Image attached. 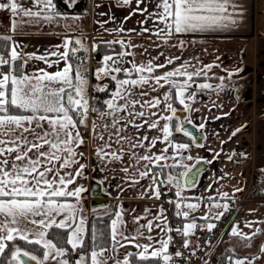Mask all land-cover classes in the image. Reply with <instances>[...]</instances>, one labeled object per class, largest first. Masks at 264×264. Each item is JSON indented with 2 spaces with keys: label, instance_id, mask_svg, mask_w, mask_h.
<instances>
[{
  "label": "crops",
  "instance_id": "0c3cea01",
  "mask_svg": "<svg viewBox=\"0 0 264 264\" xmlns=\"http://www.w3.org/2000/svg\"><path fill=\"white\" fill-rule=\"evenodd\" d=\"M90 1L92 6L88 12L59 11L55 8L59 15L56 16L54 22L48 23L41 20L38 24L18 23L16 29L8 35L12 36L19 45L17 51L27 58V54L33 53L37 56H48L53 51L62 53L64 51L62 45L66 36L75 40L80 39L79 36L84 37V34L88 36V31H93L94 35L91 36L96 41L113 40V44L116 41H123V47L121 44L116 43L119 46L118 52H131L134 54L123 56L118 67L131 68L132 64L130 62L137 65L146 64L149 59H152L154 63H164L169 57H179L178 60L174 59L171 65L157 69L154 75L172 70L185 64V62L189 65L187 69L189 72L193 69H203L204 74L193 77V80L190 81L191 87L187 89L185 94V103L188 108L181 105L174 96L168 101L164 100V93L169 91L168 85L163 88L157 87L155 91H152L154 81L143 87L131 88L129 86L131 92L124 93L125 100H139L142 104L144 101L156 97L160 99L161 104L156 108L144 107L143 109L138 104L135 108L129 107L126 111L115 113V118L119 119V123L116 125V128L120 129L119 135L130 137L131 139L128 142L121 140L119 144L116 143V128L112 127L114 116H101V113L109 111L106 104L95 111L88 107L84 123L79 124L84 143L79 146L77 151L83 153V155H78L76 157L78 163L67 171L71 172L73 169H78L79 164L85 165V168L82 175L76 176L74 183L68 185V188L71 190L82 186L85 189L89 186L90 180L96 178L101 182L107 200L98 203L95 207L86 206L83 201L84 196L81 193L76 212V223L78 224L81 218L85 220L83 237L85 238L87 234L90 216L102 214L109 210H113L109 219V232L111 220L115 218L114 213L116 211L122 213V231L125 235H136L138 226L146 225L148 220H154L155 217L160 216L161 209L164 210L163 218L166 219L169 227L170 206L173 207L174 212L177 211L175 204L170 203V201L175 202L178 197L176 196L175 184L167 183V175L172 174L179 177L182 165H190L197 160H203L204 165L197 173L194 182L183 188L182 196L184 197V205L198 203L200 206L194 210L185 207L184 210L189 211V217L184 219L182 223L195 221L197 225H207L212 222L217 212L223 211V208H210L211 204H229L232 199L239 195L240 191H236V189L242 190L247 186L253 170H264V120H261L264 118V95H262L264 94V74L261 79V74L255 72L256 88L254 89H258V91L254 98L252 97L253 85L245 84L244 78L246 76L234 77V74L229 76V73H234L244 64L254 65L258 61L264 64V59L261 61V56H258L260 60L256 59L255 51L256 48L264 47V0H234L238 7L234 12L232 8H229V11L233 12L234 15V24L212 31L174 34L167 38V43H164L161 37L154 35L156 30L164 28V25L155 21L154 18H147L149 13L160 11L156 7L159 0H143V3L139 6L136 0H131V3L127 5L123 4L121 0ZM18 2H21L24 7H31L29 0H18ZM53 4L55 5L54 0ZM99 4H102L105 8L107 5L110 7L108 14L101 13L106 22L103 25L95 21L94 11L100 12L104 8H100ZM137 7L140 9L146 8L147 11H134ZM3 13L4 15H2ZM4 16L9 18L12 26L11 13L0 11V18ZM16 19L20 20V17ZM23 19L27 20L28 18ZM143 28L150 31L142 32ZM180 40L184 41L183 48L178 46ZM129 45H135L136 47ZM262 52L259 51L258 54L261 55ZM157 57L159 59H156ZM48 58L50 61L58 59L54 56H48ZM28 64H32L29 70L26 69L28 73L37 69H45L52 73L65 66L62 61L58 65L48 67L43 61L36 59L29 60ZM206 65H213V67L209 69L205 67ZM115 75L117 80L128 78L123 72L120 74L115 73ZM220 77H223V80ZM131 78H137L136 74H133ZM177 79L183 81L186 77H178ZM203 83L211 84L212 87L199 88L198 85ZM59 86L58 84L55 85V87ZM116 89L117 83L114 80L106 101L112 99V93ZM141 92H147L148 95L141 96ZM189 94H192V98H187ZM125 100L118 99L117 104H123ZM258 102L261 106L258 105ZM167 103H172L176 111L179 109L185 111V120L194 122L197 127L202 125L203 127H198L202 130V137L200 142H194L190 135V138L176 136L175 132L177 131L175 128L178 127L179 123L177 112L172 121L168 122L172 129L171 144H189L190 147L187 150H182L180 156H176L179 166L175 168L165 167L162 170L163 174L158 177L160 181H163L159 184L161 195L157 199L149 190L151 180L149 178L140 179L136 176V168H139L140 171L144 170L143 162L137 165L135 158L130 154H125L120 160H114L110 155L108 157L98 156L96 149L103 148L105 152H119L121 148H124L126 153L134 151L137 154H160L165 147H169L167 153L169 158L161 163L173 164L175 161L172 157L175 154V149L170 147L168 142L163 141L162 131L148 128L147 125L140 128L135 127V125L143 124L145 119L151 123L161 116L171 115L166 107ZM141 110L145 112V117H131L133 122L127 123L130 119L129 113ZM253 110H259L260 113L255 118L257 119L260 115L261 120L256 136H254L249 125ZM152 112H155L156 116H151ZM121 117L123 119H120ZM76 119L79 120V117H76ZM166 122L160 120L159 127L162 128ZM93 123L96 125L95 130H93ZM237 129H240V131L237 132ZM234 132L236 134L233 136L232 133ZM100 136H103V140L100 139ZM144 136L148 137V140L144 141L145 148H130L131 143H135ZM153 137H160V139L154 147H151ZM106 144H111V148L105 147ZM189 156L192 159H187ZM124 168H128L129 171L124 172ZM153 171L159 173L161 170L154 167ZM61 174L63 175L64 172L62 171ZM134 176L139 181L138 183H132V177ZM184 182V177H180V183L183 185ZM171 187H173V192L168 193L167 191ZM223 192L229 193L227 199L220 196V193ZM209 197H212L213 200H209ZM68 200L76 203L73 198H68ZM238 204L239 206H237L229 221L224 244L225 252L228 251L227 254L232 253L230 256L233 259L247 258L251 260L252 264H261L264 260V253L260 251L261 245H264V196L254 194L252 198L240 201ZM206 215L208 219H202ZM60 218L57 217V220ZM137 219L139 224L136 222ZM249 222H251V227L247 226ZM154 223H161V221H154ZM233 226H237L241 232L252 237L249 247L243 246L248 243L247 241L241 240L238 236L230 235ZM255 229L261 231L252 236ZM141 231L145 233L144 237L139 238L137 241L141 244L153 243L155 247H159L158 241L167 239V236L159 227H154L150 233L146 228L141 229ZM148 235L154 238L152 242L147 240ZM47 238L56 242L50 234ZM120 243L123 247L117 246L115 252L112 250L111 241L100 246L107 249L105 258L111 257L107 260V264H115L117 259L122 260L127 253H138L141 250L136 248L134 243L123 240ZM17 246L42 257V253L37 254L19 244ZM58 246L60 245L58 244ZM68 246V252L64 258L68 259L70 264L78 259L81 253L86 254L92 249L90 247L73 251L71 246ZM149 251H151V248ZM72 253H75V255L72 256ZM32 263L34 261L30 260L26 264ZM46 264H56V262L49 261ZM88 264H90V260ZM229 264H231L230 261Z\"/></svg>",
  "mask_w": 264,
  "mask_h": 264
},
{
  "label": "snow or ice",
  "instance_id": "6c2138e0",
  "mask_svg": "<svg viewBox=\"0 0 264 264\" xmlns=\"http://www.w3.org/2000/svg\"><path fill=\"white\" fill-rule=\"evenodd\" d=\"M31 7H24L18 0H0V11H9L12 17V30L14 31L18 23H40L41 20L52 23L55 21L56 16L59 15L55 11L53 0H29ZM125 5L130 4L131 0H121ZM137 5L143 3V0H136ZM156 7L160 9L159 12L149 13L147 18H154L164 25V28H158L154 35L161 37L164 43H167V38L174 34H187L206 32L216 29L226 28L230 24L235 23L233 12L238 7L234 0H159ZM233 9V12L229 11ZM134 11L146 12L147 9H140L137 7ZM20 17V20L16 18ZM23 18H28L24 20ZM146 18V19H147ZM123 31V29H121ZM131 31V30H130ZM150 31L143 28L142 32ZM0 40L4 41L0 44V255L9 249V242L12 247L10 249L11 259L8 264H26L21 258L28 257L36 264H46L49 261H55L56 264H70L66 257L68 249L60 247L52 239H48L49 230L53 227L63 229L68 232L65 240L67 245L71 246L73 251L83 249L85 231V220L81 218L79 223H76V212L81 193L84 191L83 187H75L69 189L68 185L74 183L75 177L82 175L85 165L79 164L78 169H73L69 172L68 169L77 164L76 157L83 155L77 149L84 143L79 130V124H83L88 111V101L85 99V80L80 71L79 66L75 68L69 62L70 53L75 55L79 50L83 49V44L80 39L73 40L71 37H65L63 41L64 51H53L48 56L57 57L55 61H50L48 56L27 54V58L22 56L17 51L19 45L14 41L12 36H0ZM112 43V42H109ZM115 43L124 46L123 41H116ZM78 45L79 48L72 45ZM136 47L135 45H129ZM178 46L183 48L184 41H178ZM59 47V46H58ZM134 55L131 52H121L116 59L123 56ZM163 55V53H161ZM36 59L43 61L48 67L58 65L64 62V67L55 72H48L45 69H37L31 73L26 71V66L29 60ZM156 59H159L157 57ZM178 60L179 57H169L164 63H154L149 59L146 64L142 63L137 65L134 62L131 68L109 67L107 62L116 60L112 56H105L103 58L105 67L97 69V78L100 74L111 75L112 73L123 72L128 78L117 80L116 75H111V79L117 83V89L112 93V99L105 101L107 108L106 113H101V116H114L112 127L116 128L119 119L115 118V113L126 111L129 107L135 108L140 105V108H156L161 104L159 98L153 97L152 100H146L140 103L139 100H125L124 93L131 92V88L143 87L154 81L152 91L157 87L163 88L165 85L169 86V91L164 93V100L168 101L173 96L179 100L181 105L188 108L185 103L186 91L191 87L190 81L193 77L200 76L203 69L189 72L187 69L189 65L187 62L172 70L165 71L160 75H154L157 69L165 68L171 65L173 60ZM205 67L211 68L213 65H206ZM74 73V76H73ZM136 74L137 78H131ZM233 73H229V76ZM178 77H186L183 81L177 79ZM223 80V77H220ZM163 81V83H161ZM60 85L55 87V85ZM131 86V88L129 87ZM199 88H211V84L203 83L198 85ZM99 91H104L105 88H99ZM174 90V91H173ZM141 96L148 95L147 92H141ZM187 98H192L189 94ZM125 100L123 104H117V100ZM167 109L171 112L169 116H161L151 123L147 119L143 124L135 125L140 128L147 125L148 128L158 129L163 133V141L168 142L169 146L175 149V154L172 159L175 161L173 164L161 163L166 161L169 157L167 153L169 147H165L160 154H137L132 151L126 153L124 148L119 152L111 151L105 152L103 148H97L96 154L98 156L108 157L111 156L114 160H120L125 154H130L139 165L143 162V171L139 168L135 169L136 176L140 179L149 178L151 184L149 190L155 198H159L161 193L159 184L163 183L158 179L159 175L163 174L165 167L175 168L179 164L176 156L182 154V150L189 149V144H171L170 137L172 136V129L170 123L176 115V109L172 103L166 104ZM96 109H93L95 111ZM151 116H156L155 112ZM79 117V120L76 119ZM130 119L127 123H132L131 117L143 118L145 112L129 113ZM120 119H123L121 117ZM160 120L167 121L160 128ZM107 127V125H105ZM201 127H203L201 125ZM96 125L93 123V130ZM177 132L183 131L185 135H191L183 126L175 128ZM237 132L240 129L236 130ZM120 129L116 128V143L121 140L128 142L131 138L119 135ZM236 133H232L234 136ZM103 140V136H100ZM111 139V137H110ZM160 137H153L151 140V147H154ZM148 140L147 136L137 140L135 143L130 144L131 149L145 148L144 141ZM195 141V138H193ZM202 147V145H200ZM105 147L111 148V144H106ZM218 155V154H217ZM231 159V157H229ZM192 159V157H187ZM211 163V161H209ZM159 168V173L154 172L153 168ZM183 167H187L183 165ZM64 172L62 175L61 172ZM128 172V168L123 169ZM191 170L180 173V176L172 174L167 175V183L175 184L176 196L178 200L170 203L175 204L177 209L176 215L187 219L189 211H185L186 207L189 210H194L200 205L188 203L183 204L184 197L182 190L184 187L189 186L187 177ZM51 177V178H50ZM180 177L185 178L182 185ZM139 181L132 177V183ZM236 191H242L237 188ZM224 199L229 197V193H220ZM68 198H73L76 203L69 202ZM213 200L212 197L208 198ZM210 208L220 209L223 208L227 211L229 205L227 203H213ZM164 210H160V216L154 220H148L146 225H139L136 229V235H125L122 231L123 218L121 211L114 213V219L110 224V241L112 250L115 252L117 246L123 247L120 241H127L134 243L135 247L141 249L135 255L140 261H148L155 259L162 264H171L173 256L168 253V247L172 237L168 235L172 231L167 226V221L163 218ZM224 215L223 211L217 212L215 219L219 220ZM57 217H61L57 220ZM207 220L208 216L202 217ZM154 221H161V223H154ZM139 224V220L136 221ZM251 227V222L248 223ZM154 227H159L162 232L167 236V239L158 241L159 247H155L153 243H138V239L144 237V231L147 229L150 233ZM198 225L195 221L184 223L182 228H177L176 231L185 239L183 240V247H189V240L187 237L194 234ZM216 225L214 223L207 224V230L210 232ZM260 229H255L252 236L259 233ZM230 235L238 236L241 240L248 243L243 246L249 247L252 237L241 232L237 226L231 228ZM93 247L88 253H81L79 258L72 264H107V260L111 257L105 258L106 248L100 247L95 244L96 236L93 233ZM17 239L24 241L28 245H36L42 247V257H38L21 247L16 246ZM147 240L152 242L154 238L151 235L147 236ZM99 248V250H97ZM151 248V251L149 249ZM261 253H264V245H261ZM133 253H127L122 260L117 259L115 264H132L129 257ZM176 257L182 256L180 251L175 253ZM231 264H252L251 260L247 258H228ZM256 259V258H254Z\"/></svg>",
  "mask_w": 264,
  "mask_h": 264
},
{
  "label": "trees",
  "instance_id": "16d2710c",
  "mask_svg": "<svg viewBox=\"0 0 264 264\" xmlns=\"http://www.w3.org/2000/svg\"><path fill=\"white\" fill-rule=\"evenodd\" d=\"M55 2V8L59 11H74V12H83L87 11L90 7V0H54ZM0 36H9L7 34H1ZM4 41L0 40V44H3ZM73 47L79 48L78 45H74ZM119 50L118 44L109 43L106 40H99L96 43L94 55L99 60L102 58V56L105 55V53L109 51ZM89 61V47L88 45L83 43V49L79 50L75 55H72L70 53V62L75 68L76 66H79L81 73L83 74L84 78H87V75L89 73L88 70V62ZM98 62L95 65H99ZM97 69L94 72V83L95 87L93 88V98L92 101L95 105V109H100L104 106L105 101L107 97L109 96L110 89L113 85L114 80L111 79V75H115V73H112L111 75H105L103 73L100 74V78H97L96 75ZM74 76V73H73ZM86 80V79H85ZM105 86L102 87L103 82H105ZM99 88H105L104 91H99ZM82 125V124H81ZM174 134V132H173ZM175 135L178 137H186L182 131L175 132ZM263 184L261 186L264 187V175L260 179V184ZM253 194H262L260 190H256V187L253 189ZM168 193L173 192V187L169 188ZM170 217H172L177 223H181L184 221L185 218L177 216L174 212V209L172 206H170ZM113 210H109L102 214H94L90 216L89 218V226L87 234L84 238V247L83 248H90L93 247L94 241H93V233H95L96 240L95 244L98 246L106 245L110 241V232H109V219L112 215ZM50 236L54 238V240L62 247L68 248L69 246L65 243V240L67 238V232L63 229H59L56 227H53L49 230ZM227 234V233H226ZM16 246L19 244L20 246L27 248L31 251L36 252L37 254L42 253V247L36 246V245H28L25 244L24 241H21L17 239L15 242ZM225 243H223L220 251L217 253L215 258V263L217 264H229V257L230 254H227L228 251L225 252ZM12 247L11 242H9V249L5 250V253L3 255H0V264H8V261L11 259L10 255V249ZM133 253L132 257H129V259L132 261V264H161V262L156 261L155 259H150L148 261H140L138 257L135 255V252ZM75 253H72V256H74Z\"/></svg>",
  "mask_w": 264,
  "mask_h": 264
},
{
  "label": "built area",
  "instance_id": "2783aa9c",
  "mask_svg": "<svg viewBox=\"0 0 264 264\" xmlns=\"http://www.w3.org/2000/svg\"><path fill=\"white\" fill-rule=\"evenodd\" d=\"M12 31V26L8 17L0 18V33L9 34ZM105 86V84H104ZM264 175V170H253L252 173V190L247 194L239 193L236 197L237 202L240 201L246 195L253 196V189L256 187V190H260L262 194H255L264 196V187L262 183L260 184V179ZM250 184V181L247 185ZM250 187L248 186L245 191H248ZM227 211H224V215L220 217L219 220L213 219L211 223L216 225L210 232L207 230V225H198L197 229L194 231V234L187 237L189 240V247H183V240L185 239L180 234L177 233L176 229L180 228L176 221L171 217L169 220V227L172 231L169 235L172 237V240L168 247V253L173 256L171 264H215V258L217 253L220 251L223 245V238L228 231V225L235 210V204L231 201ZM180 251L182 256L176 257L175 253Z\"/></svg>",
  "mask_w": 264,
  "mask_h": 264
},
{
  "label": "rangeland",
  "instance_id": "374dc122",
  "mask_svg": "<svg viewBox=\"0 0 264 264\" xmlns=\"http://www.w3.org/2000/svg\"><path fill=\"white\" fill-rule=\"evenodd\" d=\"M99 2H102V0H100ZM91 6L92 5H91V1H90V7H89V9L86 12L90 11ZM99 7L100 8H103L104 6L102 4H99ZM109 11H110L109 5H107L106 8L104 7L100 12L97 11V10H96V12L94 11V15H96V17H95L96 20L95 21H97L98 23H100L102 25L105 24L106 22H105L104 18L102 17L101 13L102 12H105V13L108 14ZM2 15H4V13ZM91 35H94L93 31H88V36L84 34L83 35L84 37H82V36H79V37H80V40L82 41V44L84 43V44L88 45V47H89V61H88L89 63H87L88 64L87 67H88L89 73L87 75V78H85L86 81H87V83L85 85V96H86L85 99L88 101V107H90L92 109H95V105H94V103L92 101V98H93V88L95 87L94 76H93L94 75V72L96 71V69L105 67L104 60H103V58L105 56H112L114 58V60H116V63L115 64H113V61H108L107 64H108L109 67H118L119 64H120L121 58L120 59H116L117 56H118V54L120 52H118V50H114V51H109V52L105 53V55L102 56V58L98 60L95 57V55H94V51H95L96 43L99 40L96 41L93 38V36H91ZM106 41L112 42V43L114 42L113 40H106ZM255 51H256V59L257 60H260L258 56H261V61H262L264 59V47L263 48H256ZM259 51H263L261 53V55L258 54ZM69 61H70V59H69ZM98 62L100 64L98 66L95 65V63L97 64ZM31 67H32V64H30V65L27 64L26 69L29 70ZM251 67L252 68L247 71L248 74L247 75H244V76H246V78H244V81H245V84H250V85L252 84L253 85V87H252V89H253V91H252V93H253L252 97L254 98L255 97V94L257 95V91H258V89H254V88H256V85H255V83H256L255 72H258L259 74H261L260 78L262 79V75L264 74V64L263 63H259V61H258V63L256 62V63H254V65L251 64ZM238 76H240V75H237V76H234V77H238ZM106 82L107 81L103 82V84H105ZM246 89L248 90V87ZM262 95H264V94H262ZM258 105L261 106L259 102H258ZM261 109H262V107H261ZM259 113H260L259 110L258 111L257 110L254 111L253 110V113H252V115H251V117L249 119V125L251 126V130L253 131L254 136H256L258 134V125L260 126L261 120H264V118L260 120V115L257 117V119L255 118V116H257V114H259ZM184 116H185V111H184L183 118H184ZM174 123H175V120H174ZM198 127H200V126H198ZM186 137L190 138L191 136L189 137V135H187ZM193 163H191L190 165H192ZM184 165H186L187 167H183V165H182V168L180 169L181 170V173L185 172L187 170V168L190 166L189 164L188 165L187 164H184ZM177 166H179V165H177ZM257 170H263V169H257ZM252 173H251V175H252ZM251 175H250V178H249L250 184L247 185L246 187H244L242 189V191H240L239 193L247 194V193H249L250 190H252V186H253L252 184H253V182H252V176ZM248 186L250 187V189H248V191H245V189H247ZM250 198H252V196H249V195L247 196L246 195L240 201L242 202V201H244L246 199H250ZM232 201H233V204H235V210H236L237 206H239L238 203H240V201L237 202V198L232 199ZM235 210H234V212H235ZM209 223H211V222H209ZM176 224L180 228H182V226H183V223L182 222L181 223H176ZM226 235L223 238V241H222L223 243H225ZM161 264H162V261H161ZM215 264H217V263H215ZM261 264H264V260H263V262Z\"/></svg>",
  "mask_w": 264,
  "mask_h": 264
},
{
  "label": "water",
  "instance_id": "95a60500",
  "mask_svg": "<svg viewBox=\"0 0 264 264\" xmlns=\"http://www.w3.org/2000/svg\"><path fill=\"white\" fill-rule=\"evenodd\" d=\"M251 68L252 67L250 64H244L239 70L235 71L233 74L235 76L245 75L247 73V71L250 70ZM176 112H177L178 119H179L178 126L182 125L183 128L191 134L190 136H192V138H195L194 142H200L201 137H202V130L200 128H198L193 122L185 120L183 118L184 111L182 109H179ZM203 165H204L203 160H197L187 168L186 171H188L189 169L191 170L189 172L188 177H187L189 184L194 182V180L197 176V173L203 167ZM184 181H185V178H184ZM82 194L84 196L83 201H84L85 205L90 206V207H95L98 203H103L107 200L106 193L102 190V184L96 178H92L90 180L89 186L84 189ZM21 258L26 263L30 262V259L28 257L22 256ZM32 264H36V262L34 261V263H32Z\"/></svg>",
  "mask_w": 264,
  "mask_h": 264
}]
</instances>
